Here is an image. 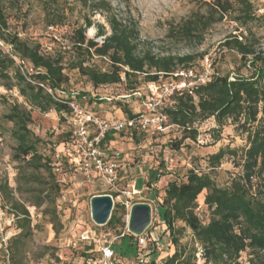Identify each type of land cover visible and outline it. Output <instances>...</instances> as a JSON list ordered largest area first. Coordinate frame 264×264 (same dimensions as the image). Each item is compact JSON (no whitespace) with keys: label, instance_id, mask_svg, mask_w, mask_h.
<instances>
[{"label":"trees","instance_id":"trees-1","mask_svg":"<svg viewBox=\"0 0 264 264\" xmlns=\"http://www.w3.org/2000/svg\"><path fill=\"white\" fill-rule=\"evenodd\" d=\"M79 1L91 12L103 14L109 34L103 25L93 24L85 17L84 24L70 32L69 45L59 47L53 41L57 48L50 53L43 51L39 44H30L11 31L0 0V46L6 48V53L0 48V80L8 90L15 89L29 107L13 104L3 115V119L12 124L10 135L15 146L11 160L18 164L17 179L25 178L38 184L36 202L32 206L36 209L45 206L40 215L48 218L52 225L58 222L56 201L60 197L61 188L55 172L59 167L49 156L39 152L41 139L29 129L31 110L39 113L53 111L60 116V120L66 122L72 116L67 102L74 99L84 109L91 111L84 104V93L64 91L68 82L66 70L77 71L93 87L124 85L129 92L127 96H132L138 90L134 79L136 76H143L145 84L154 83L161 87L163 78L183 80L182 77H174V74L192 70L194 60L191 55L158 56L143 50L140 48L141 42L134 21H125L112 14L109 4L104 0ZM239 8L233 21L244 26L255 20L250 0H240ZM230 10L228 2L212 0L210 11L206 15L186 20L179 34L200 38L202 31L222 21ZM258 18L264 22V13ZM48 24V27L54 25L53 22ZM92 27L96 30V36L102 38L100 44L86 36V31ZM246 41V36L241 37V40L234 36L225 40L222 46L236 51L242 61L251 64L253 70L250 77L237 76L230 80L228 76L211 72L204 84H195L174 92L164 97V103L159 106L166 117L165 126L181 130V140L195 142L198 125L208 119H212L218 128L229 120L237 129L247 134L242 173L228 187L216 186L209 175L192 168L185 173L183 180L168 182L162 197L154 195L159 220L164 226L163 233L168 234L172 246V252L165 257L164 264H198L197 254L202 264H240V254L247 250V264H264V51H255ZM94 59L105 60L107 69L98 68L92 63ZM89 102L92 103L90 99ZM108 102L114 101L112 99ZM115 104L124 119L138 115L128 110L121 101H115ZM69 126L68 138L60 143L61 151L54 153V157L61 154L65 158L61 157L62 161L68 162L71 169L80 172L76 161L63 152L64 148L73 143L72 127L70 124ZM136 134L130 131L131 137ZM114 135L116 134L108 133L101 140L100 149L104 154L108 150V144L114 141ZM227 154L235 153L219 149L210 155L209 170L215 169ZM105 161L108 162V157H105ZM27 170L32 173L30 176H25ZM254 180L258 184H254ZM203 192L205 195L202 205L210 213L205 222L195 212L197 199ZM0 198L9 205L18 231L9 239L3 252L7 254L10 264H22L24 244L32 234L30 215L26 207L11 195L7 183L2 181ZM177 222L191 231V244L180 243L183 228H176ZM117 224L119 220L112 214L106 226L114 228ZM117 237H127V241L134 239L123 230ZM152 242L147 239L144 249L137 253V257L140 253H146V256L150 255L151 264H155L158 253L149 246ZM130 244L131 242L124 244V251ZM111 249L114 254L115 247L111 245Z\"/></svg>","mask_w":264,"mask_h":264},{"label":"rangeland","instance_id":"rangeland-1","mask_svg":"<svg viewBox=\"0 0 264 264\" xmlns=\"http://www.w3.org/2000/svg\"><path fill=\"white\" fill-rule=\"evenodd\" d=\"M104 1L109 4L112 14L136 23L140 48L143 50L158 56H193V75L209 71L220 76H228L230 80L237 76L250 77L253 70L251 64L242 61L236 51L222 46L225 40L234 36L239 40L246 36V42L255 51H264V22L258 20L263 14L260 13V10L264 9L263 0H250L255 20L244 26L232 20L239 13L240 0H221L230 4L229 15L202 31L200 38L180 35L179 31L186 20L206 15L210 11L212 0ZM2 2L11 31L16 32L21 39L30 44H39L45 52L52 53L57 48L53 41H56L59 47H67L70 32L83 25L85 17L93 24L103 25L107 34L110 32L103 14L91 12L79 0H2ZM49 22L54 23L53 30L47 28ZM86 36L99 44L102 42V38L96 36L94 27L90 34L86 31ZM0 48L6 53L5 47ZM92 63L102 70L107 69L105 60L94 59ZM65 73L68 82L63 88L64 91L84 93L86 95L84 104L102 118H105V113L112 116L120 115L115 101H121V104L132 113H149L150 106H154L162 94H167L170 84L175 81L173 77L163 78L161 90H156L144 83L143 76H136L134 79L139 93L128 97L129 92L125 90L124 85L93 87L77 71L66 70ZM121 96L127 97L122 99ZM106 98L113 99L114 102H108ZM162 103L164 99H161ZM13 104H20L29 109L17 91L8 90L0 80V182L7 183L14 199L26 207L32 228V234L24 244L22 264H99L101 258L99 249L104 240L116 249L112 264H139L136 237L133 236L134 239L129 241L127 237L121 239L117 237L122 230L130 234L126 228L128 216L126 203L129 206L135 203L150 205L151 222L144 233L147 239L156 241L149 243V246L158 253L155 264H164L165 257L172 252V246L168 234L163 233L164 226L159 220L154 195L162 197L168 182L183 180L185 173L192 168L209 175L215 185L221 188L228 187L242 173L241 165L243 153L247 148V134L237 129L229 120L220 128L212 119L202 122L198 125L195 142L189 139L181 140V130L174 126L166 127L162 132L149 131L133 137L130 131H124L114 135V141L108 144L105 157H108V162L118 166L117 189L128 193L131 190L130 186L134 184L139 194L127 196L111 192L100 185L95 177L88 178L81 172L71 169L68 162L61 160V154L54 157V153L61 151L60 143L68 138L70 126L67 121L60 120V116L53 111L39 113L37 110H31L29 129L41 139L39 152L49 156L59 167L55 172L61 188L60 197L56 201L58 222L52 225L48 218L40 215L45 206L40 209L32 206L36 202L38 184L25 178H16L18 164L11 160L15 146L10 135L12 124L3 119V115ZM76 149L79 147L73 140L63 152L66 156L72 157ZM219 149L234 151L235 154H227L215 169L209 170L208 157ZM79 150L81 152V149ZM62 159L65 160L64 156ZM31 174L27 170L25 176ZM253 183L258 184L255 180ZM102 194H109L113 198L111 215L119 220V224L114 228L106 225L96 226L91 220L90 198ZM204 195L205 192L198 197L195 212L205 222L208 221L210 213L202 205ZM10 211L9 205L0 198V264H10L3 249L8 246L9 239L18 232ZM175 227L183 228L180 243L191 244L193 241L191 231L184 228L180 222H177ZM87 233L95 235L94 242L82 240L83 235ZM126 242L131 244L124 251ZM196 257L198 264H202L199 254ZM248 259L247 250L240 254L238 261L240 264H247ZM150 261V255L146 256L144 264H151Z\"/></svg>","mask_w":264,"mask_h":264},{"label":"built area","instance_id":"built-area-1","mask_svg":"<svg viewBox=\"0 0 264 264\" xmlns=\"http://www.w3.org/2000/svg\"><path fill=\"white\" fill-rule=\"evenodd\" d=\"M260 13H264V9H261ZM47 28L53 30V27ZM192 73V70H190L188 72L174 74V77H182L183 80L172 82L168 93L162 94L161 99L163 100L164 97L170 96L174 92L188 89L195 84H204L210 74L209 71H205V73L201 75H193ZM147 86L149 88L154 87L156 90L160 89V87L156 86L154 83H148ZM48 92L50 93L49 90ZM160 92L162 93V91ZM138 93L137 91L133 93V95ZM125 97L127 96H121V98ZM161 99H158L154 106H150L148 109L149 113H139L134 118H122L118 120L102 118L96 113L84 109L77 100L73 99L68 101L67 105L71 110L72 116L67 118V121L72 127L73 140L78 144L79 149H81V152L79 149H76L75 153L72 154L73 159L77 163L78 170L88 178L95 177L100 185L111 192H117L127 196L138 195L139 191L135 190L134 184L130 186L131 190L128 193L117 189L116 185L119 180L118 167L111 162L105 161V154L100 149V143L108 133L117 134L125 130L137 134L149 131H164L167 126H165L166 117L159 109ZM105 100L110 101L111 99L106 98ZM125 207L127 213H129L131 206L126 203ZM82 240L89 243L94 242L95 235L87 233V235H83ZM152 240L156 242L155 239ZM146 241L145 233L136 236V245L139 248V252L144 249ZM99 251L101 255L100 261H98L99 264L101 262H103V264H112L113 251L111 249V243L104 240ZM145 257L146 253H140L138 255L137 259L139 264H144Z\"/></svg>","mask_w":264,"mask_h":264},{"label":"water","instance_id":"water-1","mask_svg":"<svg viewBox=\"0 0 264 264\" xmlns=\"http://www.w3.org/2000/svg\"><path fill=\"white\" fill-rule=\"evenodd\" d=\"M90 217L96 226H104L110 219L113 198L109 194L95 195L90 198ZM151 222V207L147 203L133 204L128 213L126 228L132 236L142 235Z\"/></svg>","mask_w":264,"mask_h":264},{"label":"crops","instance_id":"crops-1","mask_svg":"<svg viewBox=\"0 0 264 264\" xmlns=\"http://www.w3.org/2000/svg\"><path fill=\"white\" fill-rule=\"evenodd\" d=\"M105 118H107V119H116V120H118V119H122L123 118V116H122V114L120 113V115L118 116V115H116V114H114V116H112L110 113H105ZM152 202H154V201H152Z\"/></svg>","mask_w":264,"mask_h":264},{"label":"bare ground","instance_id":"bare-ground-1","mask_svg":"<svg viewBox=\"0 0 264 264\" xmlns=\"http://www.w3.org/2000/svg\"><path fill=\"white\" fill-rule=\"evenodd\" d=\"M91 32H92V28H89V29L87 30V33L90 34Z\"/></svg>","mask_w":264,"mask_h":264}]
</instances>
